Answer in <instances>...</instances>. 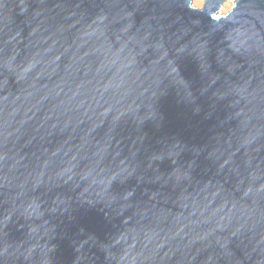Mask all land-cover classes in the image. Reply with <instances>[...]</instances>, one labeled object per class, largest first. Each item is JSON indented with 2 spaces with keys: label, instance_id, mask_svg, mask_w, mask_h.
Returning a JSON list of instances; mask_svg holds the SVG:
<instances>
[{
  "label": "water",
  "instance_id": "95a60500",
  "mask_svg": "<svg viewBox=\"0 0 264 264\" xmlns=\"http://www.w3.org/2000/svg\"><path fill=\"white\" fill-rule=\"evenodd\" d=\"M0 0V264H264V0Z\"/></svg>",
  "mask_w": 264,
  "mask_h": 264
},
{
  "label": "rangeland",
  "instance_id": "374dc122",
  "mask_svg": "<svg viewBox=\"0 0 264 264\" xmlns=\"http://www.w3.org/2000/svg\"><path fill=\"white\" fill-rule=\"evenodd\" d=\"M204 2L205 0H193V5L198 9H202L204 6ZM235 2L236 0H226L221 8V13L227 14L228 12H230L234 8Z\"/></svg>",
  "mask_w": 264,
  "mask_h": 264
},
{
  "label": "bare ground",
  "instance_id": "6f19581e",
  "mask_svg": "<svg viewBox=\"0 0 264 264\" xmlns=\"http://www.w3.org/2000/svg\"><path fill=\"white\" fill-rule=\"evenodd\" d=\"M226 1V0H225ZM222 10V9H221ZM221 10H220V13H221ZM222 14V13H221ZM223 15V14H222Z\"/></svg>",
  "mask_w": 264,
  "mask_h": 264
}]
</instances>
